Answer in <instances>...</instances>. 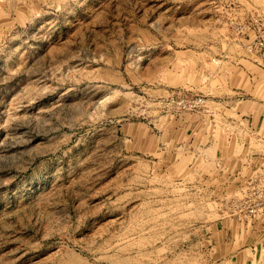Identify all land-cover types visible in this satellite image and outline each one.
Segmentation results:
<instances>
[{"label": "rangeland", "instance_id": "obj_1", "mask_svg": "<svg viewBox=\"0 0 264 264\" xmlns=\"http://www.w3.org/2000/svg\"><path fill=\"white\" fill-rule=\"evenodd\" d=\"M0 264H264V0H0Z\"/></svg>", "mask_w": 264, "mask_h": 264}, {"label": "built area", "instance_id": "obj_2", "mask_svg": "<svg viewBox=\"0 0 264 264\" xmlns=\"http://www.w3.org/2000/svg\"><path fill=\"white\" fill-rule=\"evenodd\" d=\"M181 102L184 103L188 109L195 110L202 105L203 99L189 97V98H183Z\"/></svg>", "mask_w": 264, "mask_h": 264}]
</instances>
